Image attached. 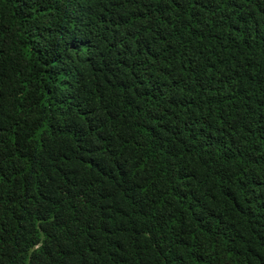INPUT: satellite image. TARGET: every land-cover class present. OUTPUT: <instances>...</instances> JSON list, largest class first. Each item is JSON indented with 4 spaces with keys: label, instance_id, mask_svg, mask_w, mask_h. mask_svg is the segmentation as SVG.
<instances>
[{
    "label": "trees",
    "instance_id": "16d2710c",
    "mask_svg": "<svg viewBox=\"0 0 264 264\" xmlns=\"http://www.w3.org/2000/svg\"><path fill=\"white\" fill-rule=\"evenodd\" d=\"M0 264H264V0H0Z\"/></svg>",
    "mask_w": 264,
    "mask_h": 264
}]
</instances>
